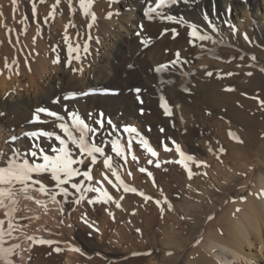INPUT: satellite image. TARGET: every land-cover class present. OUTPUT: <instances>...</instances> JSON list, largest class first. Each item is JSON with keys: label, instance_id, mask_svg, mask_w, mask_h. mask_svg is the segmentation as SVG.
<instances>
[{"label": "bare ground", "instance_id": "obj_1", "mask_svg": "<svg viewBox=\"0 0 264 264\" xmlns=\"http://www.w3.org/2000/svg\"><path fill=\"white\" fill-rule=\"evenodd\" d=\"M32 3L33 0H17V4L12 6L11 12L5 14L11 20L10 25L4 24V28L0 27V64L3 63L5 66L7 63L9 66H13L12 61L16 60L15 66L18 68L23 60L33 56H31V52L45 53V56L42 54L43 56L35 57L37 58L35 71L42 81H46V85L34 80L35 74L31 73H29L30 86L22 84L26 73H20L19 70L12 74L13 78L10 80L13 84L6 86L7 80H1L0 106H2L1 108L6 106L13 112H17L14 119H9L13 124L28 130L34 129L35 124H29V120L24 116L26 111H32L42 104H49L57 97L60 98L58 105L63 108L64 105L71 107L78 105L80 110L87 113L101 108L106 109L108 114L114 116L118 127L131 125L137 128L139 125L138 130L140 129V134L146 139L149 138L144 134L146 123L151 122L153 117L157 116L158 124L165 126L166 131L163 134L153 131L151 136L155 139L154 141L163 140L168 145H172L174 150L175 146L172 142L175 141L176 144H179L182 141L183 151L208 165V167L199 168L195 166L198 170L197 173L200 175L201 172L202 175L199 178L193 176L189 179L185 174L184 184L189 186L184 188V184H182L180 187V182L176 183L175 179H179L180 176L176 173L182 166L165 163V161L179 159L178 154L174 150L168 154L169 152L166 153L163 149H157L159 156L154 160L161 161V172L170 185L171 190H169H174L181 195L180 198L168 197L170 202L165 205L173 203V209L177 215L170 214L171 210H169L170 213L167 212V215L165 213L166 217L164 216L160 229L155 230L152 225L154 242L161 247L157 253L152 246L146 247L148 246L146 245L143 248L139 247V244L136 247V252L142 251L141 253L138 252V255L135 256L130 255L123 260L113 261L111 264H233L235 260L244 261L246 258H258L264 264V109H261L257 101L252 99L257 95L264 99V81L258 73L248 79L245 78L247 81L244 78L245 81H238V74L233 80L231 77V79L225 78L222 74L226 75L227 71L230 72L229 70L233 69V63L238 60V53L241 49L255 55L260 61L258 64L264 63V0H187V2L178 0L177 4L159 10L166 15L182 18L183 23L162 20L159 17L149 21L143 15L148 0H95L91 11L95 12L97 20L91 29L86 27L88 23H91V18L83 16L78 7V0H73V6L76 9L74 13L69 11L67 0H61V4L56 9V15L48 17L47 21H45V17L52 10L51 6L55 0H47L44 4L35 0L37 9L35 17L32 14ZM119 3L123 8L118 9ZM152 3L154 4L155 0H152ZM108 13H112L111 18H108ZM205 14L215 25L217 29L215 32L211 30L208 22L204 19ZM28 22H32L33 26L29 27ZM2 23L0 26L3 25ZM71 24H75V27H71ZM80 24L82 26H79ZM141 24H143V31L138 37L136 32L140 31L139 25ZM189 24H195L199 29L210 34L212 40H194V43H189L193 39L189 36L191 31ZM8 29L12 31L8 32ZM164 29L169 31L162 35ZM172 29H175L178 35H174ZM71 30H77L76 34L79 33L77 44L83 46L87 42L89 45L87 54H84L82 50L75 53L81 55L79 65L89 71V74H84L81 68L80 73L78 72L79 77L74 74L72 65H67L68 59L64 58V53L51 57L52 53L50 52L53 47L51 45L59 39L62 31L71 32ZM245 34L250 37V41L244 39ZM17 38L21 45H25V48L10 49L8 48L10 46L7 47L5 44L2 46L3 43ZM34 38L35 42H33ZM142 39L148 42L147 47L141 44ZM168 45H172V48L178 45L185 53H188L185 64H177L171 70L180 73L178 71L182 70V66H186L194 71L188 80H181L179 85H171V90L169 89L171 95L170 101H168L171 105L179 106L178 110L172 112L177 118V123L173 122L175 119L172 120V115L168 117L164 114L162 108L159 107L160 102L152 104L153 107H150L154 111L152 115H140L139 106L135 102L136 100H133L130 89L136 88V86L143 88V85L147 84L142 81L144 77L134 79L135 81H127L120 76V68L131 59L139 64L148 63V60L154 64H160L161 54L166 51ZM198 52L208 53V55L198 58L195 56V53ZM57 56L60 57V63L54 65L52 60ZM232 57L233 60L229 62L228 59H232ZM168 60V62L173 61V58L170 57ZM246 62L250 61L246 60ZM74 69L76 68L74 67ZM235 70L238 73V67ZM17 71L19 74H16ZM209 71L213 73L212 76L206 75V72ZM221 74L223 79L219 78ZM221 81H233V84L227 85ZM226 87L234 90L226 91ZM22 88L26 91L23 92ZM105 89L120 92L119 94H106L103 91ZM72 92L89 94L77 95L75 98L65 100L64 96ZM158 98L160 99L159 96ZM190 105L194 107L192 113L187 110L193 109ZM207 109H211L214 115L221 114L229 117V120L233 119V124L235 120L236 124L231 125L232 123L225 122V120L215 121L216 116H208ZM207 124L213 127V134L216 135L210 134ZM226 127L228 128L227 133L224 131ZM229 131L234 133L242 143L234 138L233 144L223 145L220 139L224 136L229 137ZM210 139L216 141L214 140V144L208 146L206 143ZM220 147L225 149L223 153L218 151ZM209 148L213 151L210 152ZM205 153L208 156L207 159L203 158ZM228 163L231 165L229 166ZM182 170H184L183 167ZM205 172L211 174L213 178L215 177V184L209 183L206 175H203ZM156 177L158 179L157 175ZM119 194L121 193L119 192ZM159 194L161 196L160 192ZM129 195L133 199L142 201L139 196H134L131 193ZM241 197L244 199L242 200ZM148 204L153 205L151 202ZM130 206L132 207V205ZM128 208L130 209V207ZM238 209L239 211H237ZM26 216L32 217L30 224L37 225L38 229L47 233L51 231V225L49 226L44 216H39L35 212ZM210 216L213 219L210 220ZM130 227L135 228V224L131 223ZM18 236L21 237V240L25 237L19 234ZM42 236H33L37 242L30 241V251L26 252L27 255H31L28 264L106 263L99 257L89 259L82 254L75 242L63 238L57 240L58 238L54 236L53 244H39L38 240L43 239ZM128 236L132 235L128 233ZM55 240H57L56 243ZM19 241L17 240L16 243H20ZM197 241L199 242L197 243ZM57 247L62 249L61 253L55 251ZM75 249H79V251ZM161 249L165 250L164 255H160ZM147 250H149L148 253H146ZM167 252L170 253L169 256ZM15 259L18 262V257Z\"/></svg>", "mask_w": 264, "mask_h": 264}, {"label": "rangeland", "instance_id": "obj_2", "mask_svg": "<svg viewBox=\"0 0 264 264\" xmlns=\"http://www.w3.org/2000/svg\"><path fill=\"white\" fill-rule=\"evenodd\" d=\"M12 6H13V4H12L11 0H0V13L3 14V15H0V23L3 22L2 23L3 25L0 26L1 28H4V24H7V26L10 25V21L11 20H10L9 16L6 17L5 14H9V12H11ZM119 8H123L122 5H121V3L118 4V9ZM23 14L26 15L25 12H23ZM5 19H6V21H5ZM28 23H29L28 24L29 27H32L33 26V23L32 22H28ZM79 26H82V25L80 24ZM76 31L77 30H71L72 33L70 31L69 32L68 31H62V33L60 34L61 36L59 37V39H57L51 45V46H53L50 49L51 50L50 52L52 53L51 57L53 55H56V54H59V53H61V54L64 53V58H66L68 60L70 59L68 57L69 56V53H68V43H65V41L63 40L64 39L63 36L67 35L68 38H69L68 39V42H70L71 44L75 45V42L77 44V40H78V37L76 35ZM73 37H74V39H73ZM58 40H59V42H57ZM73 40H74V42H73ZM8 43H9V41L7 43H3L2 46H4V44H5V46L7 45V47L10 46V47H8L10 49H16V48H22V47L25 48V45H23V44L21 45L20 44V40L17 41V39H12L11 40V43H9V44ZM65 44H67V45H65ZM26 45H28V44H26ZM54 48L56 49V51H53L52 50ZM177 51H179L180 57H181V59H180V61H179L178 64H183V63L185 64V60L188 57V53L186 52L187 53L186 54L184 52V50L182 49V47H180L178 45L175 46L174 48H172V45H168L166 51L163 52V54H161V58L162 59H161L160 64H158V65L167 64L168 61H169L168 59H170V57H172L173 60H175L176 59L175 53ZM242 51H244L245 53L242 52ZM42 54H44V56H45V53H43L41 51L40 52L39 51L31 52V56L32 55L33 56L31 58H28L26 60H23L22 64L18 68L15 66V64H13V66H10L9 68H6L3 63L0 64V66H1L0 67V86H1V80L2 79H6L7 80L6 86L8 84L9 85L10 84H13L11 82V80L13 78L12 74L16 70H19L20 73H23V72H24V74L26 73V76L27 77L25 76L26 78L24 77L22 79V84L27 85V86H30L29 73H31V74H35V76H34L35 79L34 80L40 82L41 84L43 83L42 85H46V81H42L40 79V76L38 75V73L35 71V64L37 62V58H35V57L43 56ZM72 55L75 56L76 54L73 53ZM207 55H208V53H204V52L195 53V56H197L198 58L199 57L202 58V57L207 56ZM252 55L253 54H251L249 52H246L245 50H242V49L239 50L238 60L235 63H233V67H232L233 69L232 70H229L230 72H228V71L226 72V74L232 72V75L229 76V75H225V73H222V74L225 76V78H227V77H228V79H231L232 78L231 80H233V78L235 76H237V74H238V81H245L246 79H248V77H250V76L247 75V72H252L253 75L258 73V75H261L260 78L264 81V72L260 71V69L264 68V63L261 62V63L258 64V62H260L259 59L255 55H253V56L256 57V59L253 60L252 59V57H253ZM242 57H243V59H242ZM246 57H247V59H246ZM80 60H81V55H80V59L79 60L71 59L72 69H74V67L76 69H78V71H74V74H76L77 77H79L78 74L80 73V70L82 68L79 65V63L81 62ZM230 60H233V57H232V59L231 58L228 59L229 62H230ZM246 60L247 61H250V62H246ZM25 61H27V62H25ZM255 62H257V63L255 64ZM28 64H30V65H28ZM225 64H226V61H225ZM67 65H69V64H67ZM129 65H132V67L129 68ZM158 65L157 64H154L150 60H148V63H140L139 64V63H136L134 60L131 59L126 64H123L122 65L123 67L120 68V76H121L122 79H126L127 81H129V80L135 81L137 79H141L142 77H144V79L142 81H144L145 83H147V84H145L146 87L144 85H143V88L139 87L142 90L141 93H140V95H141V98L143 100V104H140L137 101H135L136 100L135 99V93L130 91L133 100L139 106L138 112H139L140 115H142V116H144V115H152V113H154V111L150 107L151 106L153 107L152 104L155 105L157 102H160L161 103V97H163L164 100L166 101V103L170 106V108L172 110L171 111L172 120H173V118L175 119L173 122H176L177 123V118L174 117V114L173 113H174L175 110H178L179 109V106L171 105L170 102H169L170 101L169 100V97L171 95L170 94L171 93L170 87L175 86V85H179V83H180L181 80L182 81L188 80L189 76L194 71L193 70L191 71L190 68L189 69L186 68V66H182V70H179L178 71V72H180L182 74L176 73L173 70H170V71L160 72L162 74L161 75L160 73H156V72L153 71ZM236 66L238 67V73L236 72L237 70H235V69H237ZM23 67H25V68H23ZM28 67H29V69H28ZM174 68L175 67H173L171 69H174ZM25 69H27V70H25ZM82 69H83L84 74H87V73L89 74V71H87L86 68H82ZM127 72H129V73H127ZM126 73H127V75H126ZM172 73H174V74H172ZM240 73H241V75H240ZM36 75H37V78H36ZM168 75H170V76H168ZM221 75H219V78L220 79H223V75H222V77H220ZM240 76H241V78H240ZM173 77H175V78L173 79ZM243 78L244 79L246 78V79L244 80ZM261 79H260V81H261ZM28 82H29V85H28ZM221 82H223V83H225L227 85L228 84L229 85L233 84V81H229L230 83L228 81H221ZM155 85L158 86V87H156ZM136 88H138V87L136 86ZM228 88H230V87H228ZM131 89H135V88H131ZM226 89H227V87H226ZM22 91L25 92L26 90L24 91V89L22 88ZM114 92L119 94L120 91L115 90ZM155 92H156V94H155ZM158 96L160 97V99L158 98ZM140 106L143 109V114H141V112H140V109H141ZM187 106H189V105H187ZM1 107L2 106H0V111L6 113L5 116L0 117V132H1L0 133L1 134L0 135V150H2L4 152H9V149H10V145H8L7 143H5V140L7 138L13 136V135H16V136H20L21 137V139L16 142L15 146L22 147V146H28V144H29V141L27 140V138H24L23 137V133L24 132L30 131V130L33 131L36 127L37 128L35 130H37V129L53 130V125L52 124L50 125V124H39V123H36L35 125L33 124L35 126L34 129H29L28 130L25 127L22 128V126H18L16 124H13L11 122L12 120H9V119H14L16 117V114H17L16 111L13 112L11 109L7 108L6 106H3V108H1ZM39 107H47V108H49V109H51L53 111H56L59 114L62 113L61 115H65L66 116V114L63 113L65 111L62 110L64 108L63 107H60L57 103H54L53 104V101L51 103H49V104H42V106L39 105ZM67 107H68V110L69 111H76V112L78 111L79 114L81 113L80 114L81 117L85 118L86 119V122H88V123H91V121H87V114L89 112H92V113L103 112L105 117L107 116V118H111L112 121L117 125V122L115 121L114 116H112L111 114H108V112H107L106 109H102L101 108L100 110L98 109V110H94V111H88V113H87L84 110H80V108H79L78 105H74V107L73 106L72 107L71 106H67ZM190 107H193V106L190 105ZM6 109H7V111H6ZM187 110H189L188 112H191L192 113V112H194L193 111L194 110V107H193V109L192 108L191 109L189 108ZM33 111L34 110H32V111L27 110L26 111V114L24 116H26V118L28 120L32 119V115H33L32 113H33ZM207 111L206 112H207V115L208 116H216L215 119H214L215 121L216 120L217 121L220 120L222 122L223 120H225V122L228 121V123H230V124L233 121V119L230 118V120H229V117H227L225 115H221V114L214 115L211 109H207ZM191 113H189V114L187 113V114L190 115ZM171 115H167V116L170 117ZM41 119H51V118H48V117L46 118V116L44 114H41ZM66 119H67V117H66ZM158 119L159 118L157 116H155V118L153 117V119L151 120V122H147L146 123V131L144 130L145 131L144 134L149 136V138L147 140L150 142V145L156 151H157V149L158 150L159 149H163V147L161 145V141H163V140H161V141H154L155 139L152 138L151 135L154 132L155 133H159V134H163L166 131L165 126H162V125L158 124V122H157ZM235 122L236 121L234 120V124H236ZM234 124L232 123L231 125H234ZM12 125H14V126H12ZM137 126L139 127V125H137ZM206 126L208 127L207 129L211 132L210 134H212L213 136L216 135V134H213L214 133L213 132V127H211L210 124H207ZM117 127H118V125H117ZM138 127H137V129H138ZM161 129H163V132H161ZM16 130H18V131H16ZM11 131H13V132H11ZM56 131H59V130L56 129ZM224 131L225 132L226 131L228 132V128L227 127L224 128ZM138 132L139 133L141 132L140 129L138 130ZM100 135L101 134L98 133L97 136L95 137L97 143H99V137H100ZM133 135H135V134H133ZM103 136L105 137V142H104V145H103V146H105V153H106V155H111L113 157V159L111 161L112 166H113V168H115L117 170V172L120 175L121 179H123L125 181V183H127L129 186L135 187V188H137V190H142L145 193L150 194V196L153 197V199L152 200H149V201H145L143 199V197H141L140 195H138L136 193H131L134 196H139L140 198H142V201H140L141 199L140 200L138 199L139 200L138 201V200H136V198L133 199V197L132 198L129 197L130 196L129 195L130 192L129 193H125L123 191V188H120L119 190H117L116 188H113L112 185L109 184L107 181H104L103 182V187L108 190V192L110 193V195L113 196L114 201H115V202H109L107 204L96 203V204H91L90 205L87 202L88 199H91L93 197H97L99 195L98 193H87L86 194V197H85V200L81 201L79 204L72 203L71 201L74 200V198L76 199V197L78 196V194H77V195H75L76 197L75 196L69 197L68 203H65L63 205H60V204H55L51 200L47 199L46 197H44L42 195H39V194L37 195L35 192H33L32 194L34 196H36L39 199L45 200V202L47 204V209L49 208L47 210V212H45L39 205H36L34 201H26V200L21 199L20 200V203L18 204V207L21 209V211L17 215L19 217V216H22V215H24V216L25 215H30V214H32V212H35L39 216H44L46 218L47 223L49 224V226L51 225V227H50L51 228L50 229L51 231L48 232V233L47 232H44L43 230L38 229V226L37 225L30 224L31 223L30 220L20 219V221L18 220V222L21 225H25L26 224L27 227L26 228H21L18 232L14 233V236H16V234H17V236L19 234V235H23V236H37V237H39L40 235H43L42 236L43 239H47V240L55 239L54 236L56 238H58L57 240L62 239V238L63 239H66V240H70V241L75 242L78 245V247L80 248L82 254H84L85 256H87L89 259H94L95 257H99V258L103 259L106 262L105 264H111V263H113V261L123 260V259L127 258L130 255H134V256L135 255H138V252L139 253L142 252V251H137L136 252V250H137L136 247H138L139 244H140L139 247L142 246L143 248L146 245H148L146 247H151L152 246V248L155 249L154 251H156V253H157V250L159 248H161V247L159 246L158 243H155L154 242L155 239L153 238V234H154L153 233V230H154L153 227H155V230L160 229V227L162 226V223L161 222L164 220V216L166 217L167 212L170 213L169 210H171V213L170 214L177 215V212H175V210L173 209V207H174V205H172L173 203H170L171 208L169 209L168 206H165L167 203H163L165 201L164 198H166V200L169 199V200H167V202L169 203L170 202V198L172 196H174L175 198H180L181 195H180V193H177L174 190L170 191L171 190L169 188L170 185H168L167 179L164 177L163 172H161V165H160L159 168H157L155 166L156 161L154 160V158L157 159V157H152L150 155V153H148L141 145H139L135 139H134V142L132 144L131 152L128 153V148H127L128 136H127V134H122V133L121 134H117V136H118V138L120 140V145H122L123 146V150L126 153H128L127 154V159L125 161V160H123V159H121L119 157H116L115 153H113L111 151V144L108 143V140H110L111 137H108V135H107L106 132L103 133ZM23 138L26 139V140H24ZM214 140L215 139H213V141H212L210 139V141L208 140L206 144L208 146H210V145L214 144ZM163 142H165V141H163ZM220 142H222L223 145L226 146V145H229V144H233L234 143V138L231 139V137L229 138V137H225L224 136V137H221ZM56 143L58 144V142H56ZM226 143H228V144H226ZM179 145L181 147H182V145L184 146V144L182 143V141H180ZM168 146L171 147L174 150V147H172V145H168ZM182 148H184V147H182ZM173 150L170 151L169 153L166 152V151L165 152L168 153V154H170V153L173 152ZM157 152H159V151H157ZM132 154H134L135 156H137L139 158L138 161H134L132 159ZM97 157H99L98 160H97V163L95 165H91V167H92V175L94 177L92 183L95 184V181L102 179V177H101V173L102 172H106V174L109 176V178L111 180H113V182L115 183L116 182L115 181V177H112L111 176V172L110 171L104 169V166H103L104 157L99 156V154H97ZM207 157L208 156L205 153L203 155V158L204 159H207ZM217 157H219V155H217ZM151 158L153 159L154 163L152 165H149L147 163V161L149 159H151ZM175 160L176 159H172V161H175ZM160 162L161 161H159V163ZM174 164L176 165V163H174ZM190 165H192L190 167L193 169L192 170L193 171V176H195V177L197 176L199 178L202 175L201 172H200V175H199L197 173L198 170L195 167L196 165L195 164H190ZM228 165L230 166L231 164L228 163ZM87 166H88L87 164L86 165H78V166L75 165V167H80L82 171ZM141 167L146 168L147 169V172H152V176L149 177L147 175V172L141 173L139 171V168H141ZM184 170H182V167H181V169H179L180 172L179 171L178 172L176 171L177 172L176 174H178L180 177H179V179H175V180H176V183L177 182H180L179 183V185L181 184L180 187L182 186V184L185 183L183 179H184V175L187 174V171L186 170L184 171ZM129 172L131 173V175H129ZM207 174L208 175H206V178L208 179L209 183L211 182V183L215 184L216 183L215 177L213 178V176L211 174H209V173H207ZM156 175L158 176V179H157ZM76 179H82V177L76 178ZM153 180L155 181V185L153 184ZM143 181H145V182H143ZM45 183L48 184L49 186H52L53 185V182L50 181V180H45ZM173 183L175 184V181ZM86 184H87V182H86ZM97 186H99V185H97ZM188 186H189L188 184H184V188L185 187L188 188ZM167 187H168V189H167ZM70 191H73V190L70 189ZM119 192L121 194H119ZM159 192L161 193V196H160ZM162 193L164 195H166V196H162L163 195ZM171 193H173V194H171ZM176 193L178 194L179 197L176 195ZM120 195L123 197V199L120 198L121 197ZM161 197H164V198L162 199ZM168 197H170V198H168ZM60 199H61L60 196H57V200H60ZM131 199H133V200H131ZM155 200H160V201H163L164 200L161 203V204H164V205L158 206L155 203ZM116 202L120 203V205H121L120 208H117L116 207ZM150 202L153 205L148 204ZM25 205L27 207H25ZM127 205H128V207H130V209L127 207ZM130 205H132L133 208ZM61 206L63 207V215H61V213L58 211V209ZM161 207H163V209H164L163 212L164 213L162 211L160 212V208ZM166 208L168 209V211H166L167 210ZM49 211H50V213H49ZM165 213H166V215H165ZM0 218H3L2 212H0ZM85 219L87 220V223L85 222ZM102 219H104V220H102ZM61 220H63V223H60ZM149 221H151V222H149ZM131 223H134L135 224V228L130 227ZM151 223H153V224H151ZM69 224H71L73 227H68ZM89 225H93V226L90 227ZM152 225H153V227H152ZM97 229H98V231H97ZM52 230H54V231H52ZM105 232H106V234H105ZM125 232H127V233H125ZM128 233H130L132 236L129 237L128 236ZM5 239H6L5 240V247L10 246L11 244L16 243V241H17L15 239L7 238V237H5ZM57 240H55V243L57 242ZM35 241L37 242L36 239H35ZM19 242L21 243L22 247H21V250H20V255L18 256V263L19 264H28L27 262L30 259L31 255L30 256L27 255L26 252L30 251L31 243H30V241H28L26 239H22V240L20 239ZM131 242H132V244H131ZM103 247H105V248H103ZM161 250L162 251H161L160 255H164L165 254V250H163V249H161ZM148 252H149V250L146 251V253H148ZM168 252H170V251H168ZM168 252H167V255L169 256L170 253H168ZM59 253H61V251H59ZM87 254H89V255H87ZM99 255L100 256L102 255V256L100 257ZM92 256H94V257H92ZM112 256L114 257V259H113ZM118 256H120V257H118ZM233 264H262V261L260 259H258V258H251V259L246 258V260L244 259V261H242V260H235V262Z\"/></svg>", "mask_w": 264, "mask_h": 264}, {"label": "snow or ice", "instance_id": "obj_3", "mask_svg": "<svg viewBox=\"0 0 264 264\" xmlns=\"http://www.w3.org/2000/svg\"><path fill=\"white\" fill-rule=\"evenodd\" d=\"M13 5L17 4V0H11ZM41 4L47 2V0H39ZM95 0H78V7L82 11L83 16L90 17L91 23H88L86 27L91 29L93 24L97 20L96 14L94 11H91L93 8ZM187 2V0H185ZM178 3V0H155V3H152V0H148V4L145 7L143 15L149 21L160 18L162 20L172 21L176 23H183L182 18H177L172 15H166L165 13L159 11L160 9L175 5ZM61 4V0H55V3L51 6L52 10L48 13V16L45 17L47 21L48 17H54L56 15V9ZM67 6L70 12H75L76 9L73 6V0H67ZM32 14L33 17L37 15L36 3L33 0L32 3ZM2 15V13H0ZM112 13H108V18H111ZM204 19L208 22V26L213 32L217 29L215 25L211 23L208 16L205 14ZM191 31L189 36L192 37L189 43H194V40L199 41H208L212 40V36L207 32L199 29L195 24L188 25ZM6 27V25H5ZM71 27H75V24H71ZM140 31L136 32V35L139 37L143 31V24L139 25ZM11 29H8V32H11ZM168 29H164L163 34L168 33ZM174 35H178L175 29H172ZM79 37V33L76 34ZM68 36H64L65 43H68ZM244 39L250 41V37L245 34ZM18 40V38H17ZM35 42V38L33 40ZM142 45L147 47L148 42L146 40L140 41ZM11 43V40H9ZM203 46V45H201ZM56 51V49H52ZM87 53L89 50V45L87 42L81 46L80 44L73 45L68 43V53L70 59L66 62L71 64V59L79 60L80 56L77 54L73 56V53H79L80 51ZM176 59L168 62L167 64L158 65L153 71L156 73L170 71L171 68L175 67L181 57L179 51L175 53ZM243 59V57H242ZM253 60L256 59L255 56L252 57ZM60 63V58L57 56L52 60V64ZM12 64H17L16 60L12 61ZM6 68L10 66L6 63ZM132 65H129L131 68ZM73 71H78V69H72ZM82 70V69H81ZM264 72V68L260 69ZM16 74H19L18 71ZM206 75L212 76V72H206ZM226 75H232V73H227ZM248 76H252V72L247 73ZM232 91L234 89H226ZM95 91V90H92ZM106 94H118L113 90L105 89L103 90ZM131 92L135 93V99L138 103L143 104L141 98V89L135 88L130 89ZM89 93H68L64 96V99L75 98L77 95H88ZM246 95V94H244ZM256 100L258 106L261 109H264V99H261L258 95L252 97ZM53 103H60V98H55ZM160 107L163 109L165 115H171L170 106L166 103L163 97H161ZM65 115H61L56 111H53L47 107H37L33 111L32 119L28 121L29 124H52L53 130H44L37 129L33 131H26L23 133V137L27 138L29 141L28 146L17 147L15 146L16 142L21 139L20 136L13 135L5 140V143L10 145L9 152H4L0 150V212H2L3 218H0V264H18L15 259L20 255L19 250L22 245L20 243H13L10 246L5 247V237L12 238L15 240L21 239L20 236H14V233L18 232L21 228H26L27 225H21L18 220L26 219L31 220L32 217L29 216H19L18 213L21 209L18 207L20 200L34 201L36 205H39L45 212H47V204L45 200L39 199L34 196L32 193L35 192L39 195L46 197L55 204L63 205L68 203L69 197L77 195V198L72 200V203L79 204L81 201L85 200L87 193H98L97 197L88 199L89 204L103 203L107 204L109 202H115L114 198L106 188L103 187V182L107 181L112 185L113 188L119 190L123 188L125 193H136L143 197L145 201L152 200L153 197L146 195L143 192H138L137 188L130 187L123 179H121L117 170L112 166L111 155H106L105 153V137L103 133L106 132L108 137H111L108 140V143L111 144V151L115 153L116 157H119L126 161L127 154L131 152L133 140L135 139L139 145H141L152 157H158L159 153L150 145V142L145 139L139 132L138 129L131 125H123L117 127V125L112 121L111 118L104 116L103 112L92 113L89 112L86 119L81 117V115L76 111H69L67 105H64ZM141 114H143V109H140ZM41 114H44L46 117L51 119H41ZM6 113L0 111V117L5 116ZM67 117V119H66ZM58 129L59 131H56ZM163 132V129H161ZM100 133L99 143L96 142L95 137ZM127 134V148L128 153L123 150V146L120 145V140L117 134ZM135 134V135H133ZM229 137L235 138L238 142L239 138L235 137V134L229 131ZM58 142V144L56 143ZM175 146V152L178 154L179 159L175 161H165V163H176L181 165L186 171L188 178L193 177V171L190 167V164H195L196 167H208L207 163L204 161H198L191 154H186L180 147L179 144H176L175 141L172 142ZM161 145L166 152H170L173 149L168 146L167 143L161 141ZM209 151L213 150L209 148ZM220 153H223L225 149L220 147L218 149ZM99 156L104 157L103 166L104 169L111 172V176L115 177V183L109 178L106 172L101 173V180L95 181V184L92 183L94 177L92 175L91 165L97 163ZM219 158V157H217ZM132 159L138 161V157L132 154ZM149 165H152L154 161L149 159L147 161ZM88 165L83 171L80 167H75V165ZM157 168L160 167V163L157 160L155 163ZM141 173L147 172L146 168H139ZM47 174V175H46ZM129 175L131 173L129 172ZM149 177L152 176L151 172H147ZM207 175V173H203ZM82 179H76L80 178ZM45 180H50L53 182L52 186H49L45 183ZM87 182V184H86ZM155 185V181L153 180ZM99 185V186H97ZM74 190V191H70ZM57 196H60V200H57ZM123 199V197H120ZM243 200L244 197H241ZM165 203L167 200L165 198ZM155 203L160 206L161 201L155 200ZM25 207H27L25 205ZM116 207L120 208V203L116 202ZM169 209L171 205H168ZM163 207L161 211L163 212ZM58 211L63 215V207L61 206ZM239 211V209L237 210ZM38 218V217H37ZM83 219V218H82ZM213 219V217H209ZM87 223V220L85 219ZM63 223V220L60 221ZM92 227L93 225H89ZM68 227H72L71 224ZM98 231V229H97ZM24 239L28 241H35L33 236H25ZM199 241H197L198 243ZM39 244L51 245L54 243L52 240L39 239ZM62 249L57 247L55 251L59 252ZM79 251V249H75Z\"/></svg>", "mask_w": 264, "mask_h": 264}]
</instances>
